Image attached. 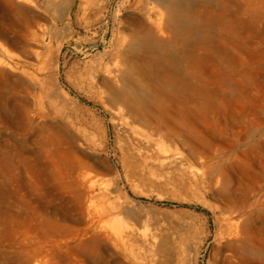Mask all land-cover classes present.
Segmentation results:
<instances>
[{"label":"rangeland","instance_id":"374dc122","mask_svg":"<svg viewBox=\"0 0 264 264\" xmlns=\"http://www.w3.org/2000/svg\"><path fill=\"white\" fill-rule=\"evenodd\" d=\"M155 1L0 0V264H264V0Z\"/></svg>","mask_w":264,"mask_h":264},{"label":"bare ground","instance_id":"6f19581e","mask_svg":"<svg viewBox=\"0 0 264 264\" xmlns=\"http://www.w3.org/2000/svg\"><path fill=\"white\" fill-rule=\"evenodd\" d=\"M156 1L166 11L167 19H168V20L166 19L167 20L166 24H167V26H169L170 28H172L174 30V33H175L174 36H175L176 41L180 42V44H182V46H184L186 44L187 39H188V35H190L194 31H197L201 27L198 22H196L192 19L190 13L187 10L188 5H190L194 1H198V0H156ZM156 1H155V3H157ZM107 2H109V0H107ZM144 10H145L144 14L147 17L148 21L155 28V34L152 35V33H150V32L146 33L142 37V42H139V43L134 45V49L137 51H143V52L150 53V56L152 58H155V60H157V62H159V63L167 62L170 66H172V69L174 70V71H172L171 75L175 76V77H180L181 74L179 72H181V71L176 70V65L179 64L182 60L180 53L175 52L171 48L170 44L165 43L162 40H160V37L163 35V29L160 26L161 22H159V23L154 22L151 19L150 10L148 8H146ZM151 10H153V9H151ZM147 56H149V54ZM165 65H167V64H165ZM112 70L108 71V73L110 74L112 72ZM139 90H140V88H139ZM143 94H144V92H143ZM143 94L141 93V91H136L135 94H128V93H125L123 91H119V92L117 91L116 92V89H115V92L111 95V98L116 103L121 102L128 109V111L134 112L135 114H138L139 116L142 117V116H144L143 114L145 113L143 111L144 107H146V105H147V103L145 102V100L143 98ZM117 110H118V112L121 110L120 106L117 107ZM119 113H121V112H119ZM228 223L230 224V220L227 221V224ZM230 241L234 242L233 238Z\"/></svg>","mask_w":264,"mask_h":264}]
</instances>
